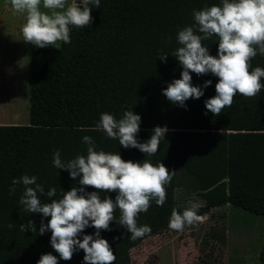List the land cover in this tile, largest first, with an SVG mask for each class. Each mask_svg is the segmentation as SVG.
Returning <instances> with one entry per match:
<instances>
[{"label": "trees", "instance_id": "16d2710c", "mask_svg": "<svg viewBox=\"0 0 264 264\" xmlns=\"http://www.w3.org/2000/svg\"><path fill=\"white\" fill-rule=\"evenodd\" d=\"M213 4L220 6L221 0H100L99 7L88 5L90 25L71 29V43L29 51L28 124H0V264H37L47 253L57 256L58 264H86L82 249L70 260L60 259L51 247L50 230L39 233L49 217L24 210L19 203L22 185L9 192L12 180L25 174L35 176L45 189L42 202L81 187L79 176L72 179L52 161L56 151L63 162L86 156L85 135L93 138L98 151L118 153L125 161L162 163L173 173L165 186L164 205L152 201L137 217V225L150 226V233L131 239L117 223L118 209L109 229L100 230V238L108 241L116 257L114 264H131L130 249L167 229L173 209L182 212L189 206L176 201L177 187L203 201L198 215L227 203L264 215V88L252 98L237 94L218 116L205 108V101L216 94L218 78L211 73L190 72L192 85L201 87L203 95L186 100L185 106L168 101L162 92L182 71L171 55L180 46L178 31L194 23L193 10ZM216 39L202 42L212 56L217 55ZM162 55H167L163 61ZM250 65V71L264 68V55L258 53ZM208 80L211 84L205 87ZM125 110L141 117L138 142H146L157 126L167 128L157 153L149 156L137 148H124L118 139L96 129L102 113L120 119ZM84 187L85 193L95 191ZM51 188L56 196L48 197ZM98 194L113 201L117 195ZM29 221L36 231L26 227L22 232L20 225ZM224 228L204 233L192 264H225ZM95 232L86 227L78 238H96ZM259 260L264 264V240Z\"/></svg>", "mask_w": 264, "mask_h": 264}, {"label": "clouds", "instance_id": "9594fccd", "mask_svg": "<svg viewBox=\"0 0 264 264\" xmlns=\"http://www.w3.org/2000/svg\"><path fill=\"white\" fill-rule=\"evenodd\" d=\"M14 13L24 16L21 26L23 41L36 47L49 45L58 49L59 42L71 43L72 28H84L92 21L91 8L100 6V0H83L81 4H69L68 0H8ZM194 23L185 26L177 33L179 47L171 54L182 66L180 78L174 79L162 90L168 101L185 106L190 98L203 95L201 87L193 86L191 73L204 75L211 73L218 78L215 95L205 101V108L213 115H220L222 109L230 107L234 97L239 94L246 98L257 96L264 84V68L255 67L250 71V61L259 53L264 55V0H221V5H211L201 10H193ZM216 37L217 55L209 54L202 43ZM167 55L160 56L163 61ZM211 84L205 81L204 86ZM141 117L131 110H125L120 119L112 114L102 113L96 125L110 139H118L124 148H137L149 156L157 153L161 140L167 132L166 127H155L146 142H138ZM87 145V154L77 155L63 162L60 152L53 155L56 169H65L72 179L80 177L79 185L67 192L62 198L42 202L40 194L45 189L37 183L35 176L22 175L14 178L9 189L16 191L17 185L23 186L19 203L28 213H40L49 217L47 224L41 223L39 233L50 230L51 247L62 260H70L73 253L82 249L86 264H114L116 257L106 239L100 238V230H108L110 222L120 212L118 224L131 234V239L145 236L151 232L148 225L138 226L137 217L147 212L151 202L162 207L166 200V185L172 180L173 173L162 163L154 166L149 161H125L118 153L96 150L92 137H82ZM88 186L95 191L85 193ZM99 192H116L115 201ZM39 194V195H38ZM48 197L56 196V189L47 191ZM182 212L172 210L168 227L183 231L185 226L195 225L200 216L198 203L189 201ZM96 229L95 237L78 236L86 227ZM11 227V225H9ZM36 231L34 222L21 224ZM37 264H58L57 256L51 253L41 255Z\"/></svg>", "mask_w": 264, "mask_h": 264}, {"label": "rangeland", "instance_id": "374dc122", "mask_svg": "<svg viewBox=\"0 0 264 264\" xmlns=\"http://www.w3.org/2000/svg\"><path fill=\"white\" fill-rule=\"evenodd\" d=\"M68 3L82 4L83 0H68ZM23 23L24 16L14 13L8 0H0V124H28L29 51L37 47L23 41L20 31ZM175 199L181 206L189 201L203 203L181 187L175 189ZM225 226L228 231L225 264H260L264 215L229 203L203 214L195 225L185 226L182 232L168 227L149 236L133 250L131 264H192L204 233L219 232ZM141 247L145 248L143 257L138 254Z\"/></svg>", "mask_w": 264, "mask_h": 264}, {"label": "crops", "instance_id": "0c3cea01", "mask_svg": "<svg viewBox=\"0 0 264 264\" xmlns=\"http://www.w3.org/2000/svg\"><path fill=\"white\" fill-rule=\"evenodd\" d=\"M225 205V204H224ZM224 205H222V206H218V207H212V208H210V210L209 211H212L213 209H216V208H222ZM227 233H228V231H226V226H225V234H226V242H227ZM148 238V237H147ZM146 239V238H145ZM145 239L142 241V242H140L138 245H136V246H134V247H132L131 249H130V257H131V260L133 259V250H135L136 248H138V246H140V244H142L144 241H145ZM141 249V250H140ZM139 250V252H138V254L141 256V257H143V255H145L144 254V247H141ZM158 254H156V256H157ZM156 259V261H158V262H160V260H159V258L158 257H156L155 258Z\"/></svg>", "mask_w": 264, "mask_h": 264}, {"label": "water", "instance_id": "95a60500", "mask_svg": "<svg viewBox=\"0 0 264 264\" xmlns=\"http://www.w3.org/2000/svg\"><path fill=\"white\" fill-rule=\"evenodd\" d=\"M76 4H81V3H76ZM81 7H82V4H81ZM71 32V31H70Z\"/></svg>", "mask_w": 264, "mask_h": 264}, {"label": "built area", "instance_id": "2783aa9c", "mask_svg": "<svg viewBox=\"0 0 264 264\" xmlns=\"http://www.w3.org/2000/svg\"><path fill=\"white\" fill-rule=\"evenodd\" d=\"M200 216V218H202V215H199Z\"/></svg>", "mask_w": 264, "mask_h": 264}]
</instances>
